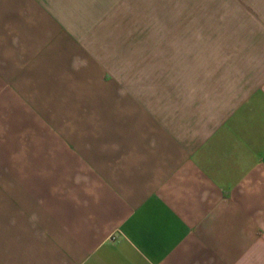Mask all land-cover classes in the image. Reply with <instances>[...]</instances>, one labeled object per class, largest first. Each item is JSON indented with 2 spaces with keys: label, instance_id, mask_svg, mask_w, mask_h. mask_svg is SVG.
I'll return each mask as SVG.
<instances>
[{
  "label": "crops",
  "instance_id": "obj_1",
  "mask_svg": "<svg viewBox=\"0 0 264 264\" xmlns=\"http://www.w3.org/2000/svg\"><path fill=\"white\" fill-rule=\"evenodd\" d=\"M138 2L0 0V264H264V38Z\"/></svg>",
  "mask_w": 264,
  "mask_h": 264
},
{
  "label": "rangeland",
  "instance_id": "obj_2",
  "mask_svg": "<svg viewBox=\"0 0 264 264\" xmlns=\"http://www.w3.org/2000/svg\"><path fill=\"white\" fill-rule=\"evenodd\" d=\"M137 5L140 23L147 22V11H153L158 26L204 29L229 26L235 29L236 42H243V32L247 29L254 33L247 36L251 43L264 38L259 34L264 33L261 29L264 28V0H139Z\"/></svg>",
  "mask_w": 264,
  "mask_h": 264
}]
</instances>
